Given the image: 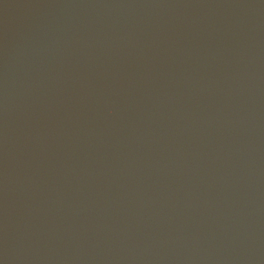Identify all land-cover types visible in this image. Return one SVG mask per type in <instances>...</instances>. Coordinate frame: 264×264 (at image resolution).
I'll list each match as a JSON object with an SVG mask.
<instances>
[{"label":"water","instance_id":"1","mask_svg":"<svg viewBox=\"0 0 264 264\" xmlns=\"http://www.w3.org/2000/svg\"><path fill=\"white\" fill-rule=\"evenodd\" d=\"M0 264H264V0H0Z\"/></svg>","mask_w":264,"mask_h":264}]
</instances>
